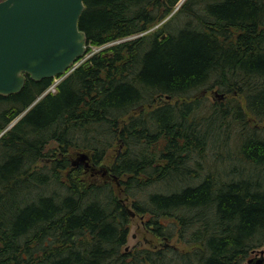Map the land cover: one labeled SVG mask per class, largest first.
<instances>
[{"label":"trees","instance_id":"16d2710c","mask_svg":"<svg viewBox=\"0 0 264 264\" xmlns=\"http://www.w3.org/2000/svg\"><path fill=\"white\" fill-rule=\"evenodd\" d=\"M178 1L84 0L87 48L121 41L54 92L27 77L0 94V131L18 117L0 136V264H243L264 246V126L249 117L264 122V0H186L140 34ZM213 87L227 103L197 94ZM70 148L106 181L63 175ZM130 210L184 248L123 251Z\"/></svg>","mask_w":264,"mask_h":264},{"label":"water","instance_id":"95a60500","mask_svg":"<svg viewBox=\"0 0 264 264\" xmlns=\"http://www.w3.org/2000/svg\"><path fill=\"white\" fill-rule=\"evenodd\" d=\"M83 9L84 0H0L1 95L20 91L27 77L39 81L67 73L86 53L87 37L78 26ZM71 164L108 171L107 165L96 168L85 151ZM252 253L247 264H264V246Z\"/></svg>","mask_w":264,"mask_h":264},{"label":"rangeland","instance_id":"374dc122","mask_svg":"<svg viewBox=\"0 0 264 264\" xmlns=\"http://www.w3.org/2000/svg\"><path fill=\"white\" fill-rule=\"evenodd\" d=\"M185 1L186 0H184L183 3ZM181 5L176 3L175 6L173 7L172 12L164 20L159 21L158 23L151 25L143 33L149 34V33H152L154 31L158 30L159 28L163 27V25L165 24V22L167 20L171 19L172 16L176 15V13L180 9ZM181 23H182V18L179 17V18L174 19L171 22V26L176 27ZM143 33H141V34H143ZM133 37H134V35L132 37H127V38H133ZM115 42H117V41L108 42V43H105L102 45H93V44L89 45V47L87 48L88 50H87L86 54L82 57V61L81 60H79V61H81V64L87 62L88 59L93 54L98 53L102 49L114 44ZM59 78L57 76L55 78L53 77V82L55 80H58ZM55 88H56V85L53 86V89H50L49 92H54ZM197 94H199L205 98L204 103L207 106H209L210 104H213L214 102H217V101L227 103L226 95L224 93H221L217 87H213L210 89H206V88L200 89L197 92ZM165 101L174 102L175 98H167L165 96L157 98L155 100V103H153V106L158 104V103L165 102ZM240 102H242V101H240ZM249 117H250L251 122L253 123L252 124L253 126H254V124H257L258 126H264V122L253 121V118L251 116H249ZM17 118L18 117L13 118V120L11 122H13V121L15 122V120ZM54 149H57V143L51 142L47 146L45 151L48 154H51V151H53ZM80 151H81V149L70 148L68 150V152L64 154V156H67L69 158H75L77 153ZM112 152L113 151H111L110 155L112 154ZM87 153L89 154V152H87ZM223 154H224V152H223ZM60 156H61L60 153H56L55 156H49L48 155L45 157V159L39 160L37 162V165L41 166L43 164V162H48L50 159H57ZM104 162H107V161H104ZM71 167L76 168V170L71 169ZM61 173L63 175L71 174L72 178L76 179L80 185L89 184V183L100 184V183H103L104 181H106V177L101 175V174L91 175V174H93V172L90 170V168L86 169L82 164H80L78 166H72L71 165V166H69V168H66ZM146 218H147L146 215H144V214L142 215L140 213H136L135 215H130L129 222H128V234L126 237V242L121 247V249L123 251H128V250L133 251L134 249H138L141 247H149V248L155 249V248L159 247L160 245H162L166 241L168 242V244L174 245L177 248H180V249L184 248L180 243H178L176 241L175 238L170 239V240H164L162 237H158L157 235H155L146 225V222L144 221ZM253 255H254V253H250L249 257H252ZM243 264H247L246 261H244Z\"/></svg>","mask_w":264,"mask_h":264},{"label":"bare ground","instance_id":"6f19581e","mask_svg":"<svg viewBox=\"0 0 264 264\" xmlns=\"http://www.w3.org/2000/svg\"><path fill=\"white\" fill-rule=\"evenodd\" d=\"M183 1L184 0H179L178 2H177V4H182L183 3ZM143 33V32H142ZM141 34V33H140ZM140 34H137V35H140ZM135 36V35H134ZM123 40V39H122ZM118 41H121V40H117V42ZM82 61V60H81ZM81 61H78L75 65H79V64H81ZM59 78V77H58ZM62 77H60L59 79H61ZM59 79L58 80H55L53 83H52V85H50L47 89H46V91L45 92H49V90L50 89H53V86H55L57 83H58V81H59ZM16 121V120H15ZM15 122L13 121V122H11V123H9V124H7V126L5 127V129L3 130V131H0V136L4 133V131L5 130H7V129H9L13 124H14Z\"/></svg>","mask_w":264,"mask_h":264}]
</instances>
